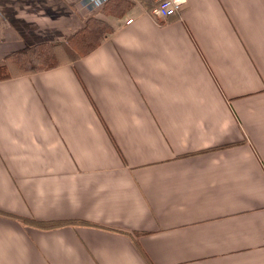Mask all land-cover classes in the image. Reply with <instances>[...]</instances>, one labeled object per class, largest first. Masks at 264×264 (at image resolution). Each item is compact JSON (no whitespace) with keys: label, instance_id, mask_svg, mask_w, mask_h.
Here are the masks:
<instances>
[{"label":"crops","instance_id":"obj_1","mask_svg":"<svg viewBox=\"0 0 264 264\" xmlns=\"http://www.w3.org/2000/svg\"><path fill=\"white\" fill-rule=\"evenodd\" d=\"M105 1L0 0V61L114 30L0 81V264H264V0Z\"/></svg>","mask_w":264,"mask_h":264},{"label":"trees","instance_id":"obj_2","mask_svg":"<svg viewBox=\"0 0 264 264\" xmlns=\"http://www.w3.org/2000/svg\"><path fill=\"white\" fill-rule=\"evenodd\" d=\"M140 1L145 4L147 9L149 8L148 0ZM111 4V13L116 15V17H120L124 9L126 10V8L131 7L130 3L126 0H106L101 7V12L104 16L110 15L105 13V9ZM82 29L70 36L64 43L52 44L44 42L25 45L21 49L5 56L0 61V81L10 79L14 75L34 74L53 69L60 66L63 61L73 63L97 48L114 31L106 21L97 18H89ZM233 145L235 144L229 146ZM224 147L228 146L210 148L203 152ZM7 215L17 217L11 214ZM23 220L25 223L40 229H53L66 225L82 224L76 220L38 221L32 218H23Z\"/></svg>","mask_w":264,"mask_h":264},{"label":"built area","instance_id":"obj_3","mask_svg":"<svg viewBox=\"0 0 264 264\" xmlns=\"http://www.w3.org/2000/svg\"><path fill=\"white\" fill-rule=\"evenodd\" d=\"M150 15L161 22H165L171 16L179 13L186 0H148ZM132 20H127L125 24H130Z\"/></svg>","mask_w":264,"mask_h":264},{"label":"rangeland","instance_id":"obj_4","mask_svg":"<svg viewBox=\"0 0 264 264\" xmlns=\"http://www.w3.org/2000/svg\"><path fill=\"white\" fill-rule=\"evenodd\" d=\"M61 60V59H60ZM61 61H63V60H61Z\"/></svg>","mask_w":264,"mask_h":264}]
</instances>
